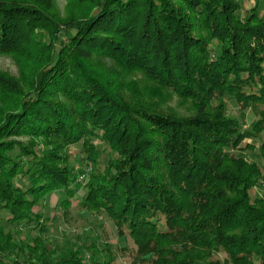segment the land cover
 <instances>
[{
	"label": "trees",
	"instance_id": "16d2710c",
	"mask_svg": "<svg viewBox=\"0 0 264 264\" xmlns=\"http://www.w3.org/2000/svg\"><path fill=\"white\" fill-rule=\"evenodd\" d=\"M76 1L93 9L62 29L41 9L0 1V53L35 71L0 121V214L36 235L17 243L0 225V264H111L93 248L53 254L48 218L33 211L51 193L63 192L60 204L76 198L78 144L92 164L80 203L127 230L144 263L264 264V198L251 199L261 171L237 154L264 131V15L252 8L242 17L239 0ZM27 46L41 48V68ZM94 55L190 98L195 115L119 98ZM18 135L32 141L8 140Z\"/></svg>",
	"mask_w": 264,
	"mask_h": 264
},
{
	"label": "rangeland",
	"instance_id": "374dc122",
	"mask_svg": "<svg viewBox=\"0 0 264 264\" xmlns=\"http://www.w3.org/2000/svg\"><path fill=\"white\" fill-rule=\"evenodd\" d=\"M4 3L15 2L36 7L44 11L48 16L59 25V29L71 26L78 21H84L88 18L93 9L92 3H82L76 0H0ZM241 15L244 17L247 10L256 8L264 15V3L257 0H239ZM46 35L44 32H42ZM63 40V38H61ZM46 43L47 37L43 38ZM30 52L31 60L40 63V68L45 64L41 48L27 46L24 53ZM28 56V54H25ZM43 61V62H42ZM42 62V63H41ZM94 67L103 69L106 79L112 83L111 90L119 98L131 101L133 105L144 104L152 106L155 109L163 110L172 117H179L185 120L195 115L193 101L190 98L179 97L154 80L145 76L140 70L129 71L127 68L116 67L114 63L105 57L94 55L90 60ZM22 63L17 57L0 53V121L6 113L14 111L17 100L24 95L30 88V82L34 77V72L27 64ZM4 81H8L11 87H4ZM4 90V91H3ZM16 94H19L18 96ZM59 98L64 100L62 95ZM227 112L231 117L241 119L242 112L228 98L225 99ZM246 127L252 121L251 113L244 112ZM1 126V123H0ZM8 140L20 141L24 144H30L31 138L26 136H11ZM42 141V140H41ZM39 139L35 144H41ZM264 141V131L259 135V140H246L244 146L250 145L248 149H241L237 154H241L248 161L258 165L261 176L256 186L251 190V199L254 197L264 198V155L259 150L260 143ZM97 142V141H95ZM100 150H103L102 144H97ZM79 144L73 146L72 165L73 171L77 175L75 186L77 191L76 198L60 204L63 192H55L44 197L39 206L33 208L34 212L41 213L48 218V229L43 238L50 245L53 254H60L76 248H93L102 257H113L111 264H146L140 260L136 253L137 240L131 236L124 228L114 222V219L106 212L99 211L90 206H84L80 203V198L85 193V185L89 181V173L92 169L91 162L81 161L79 157ZM41 149H44V147ZM70 151V150H69ZM106 154V153H105ZM76 162V164H75ZM78 186V187H77ZM5 213L0 214V225L5 233L10 234L14 241L23 242L28 235L35 237V233L26 234L15 230L5 221ZM102 249V250H100ZM84 258L89 261V253L85 252ZM214 259L223 260L224 254H216ZM138 261V262H137Z\"/></svg>",
	"mask_w": 264,
	"mask_h": 264
}]
</instances>
